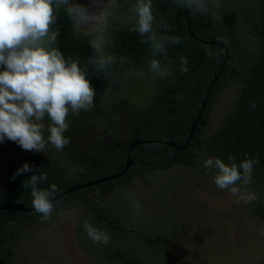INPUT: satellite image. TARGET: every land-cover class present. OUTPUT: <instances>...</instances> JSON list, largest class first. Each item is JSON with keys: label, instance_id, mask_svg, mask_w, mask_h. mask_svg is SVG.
<instances>
[{"label": "rangeland", "instance_id": "374dc122", "mask_svg": "<svg viewBox=\"0 0 264 264\" xmlns=\"http://www.w3.org/2000/svg\"><path fill=\"white\" fill-rule=\"evenodd\" d=\"M221 5L213 6L212 20L218 22V29L227 39L233 38L241 52L234 58L233 71L212 102L203 136L219 124L230 106L236 75L249 63L254 47L250 23L244 21L243 0H228ZM161 83L150 71L129 68L116 92L96 93L90 110L68 117L65 135L71 142L67 147L56 151L49 144L45 152L34 153L63 170L77 167L89 157L101 156L109 141L98 144L92 138L90 124L96 116L106 114L107 109L124 117L125 127L112 136L120 134L122 141H126L129 134L139 130L143 119L157 122L149 102ZM12 154L11 146L0 143V184L5 181L3 174ZM208 158L200 151L191 167L174 165L145 171L102 194L89 188L56 205L48 220L39 215L37 222L24 225L10 221L9 234L0 235L9 243L8 264H120L109 257L115 249L128 253L135 264H264V222L246 214L227 213L231 205L245 209L256 200H264V195L238 182L243 194L255 192L257 199L236 202L237 196L214 184L216 171L204 167ZM134 202L140 206L139 213ZM94 209L122 230L97 220ZM86 222L104 231L109 242L94 243L85 231Z\"/></svg>", "mask_w": 264, "mask_h": 264}, {"label": "trees", "instance_id": "16d2710c", "mask_svg": "<svg viewBox=\"0 0 264 264\" xmlns=\"http://www.w3.org/2000/svg\"><path fill=\"white\" fill-rule=\"evenodd\" d=\"M78 2L82 3V0ZM134 2L135 0H118L119 8L116 9V15L110 24L109 31L113 43L109 50L117 57L113 74L99 77L89 69L88 79L95 93H113L120 88L129 68L136 67L142 72H147L150 58L161 60L163 64H171L174 69L172 74L167 79H161V86L149 102L151 111L157 116V122L143 119L139 130L129 134L123 142L120 134L112 135L125 127V118L106 109V114L96 116L90 124L93 130L91 136L96 143L109 141L102 155L89 157L84 162H79V166L65 170L57 163L43 159L34 152L28 153L17 143L5 139L3 142L11 146L13 154L3 174L5 181L0 184V207L21 204L22 208L28 211L0 210V235L9 234L10 221L24 225L39 220L40 214L34 211L31 203V186H25V182L34 173H25L13 178L16 169L24 163H28L35 171L45 170L48 180L39 186L48 188L50 184H55L59 193L73 185L117 175L113 180L61 196L58 198V205L69 201L76 194L87 192L89 188L96 189L100 194L105 193L116 185L128 182L133 176H141L145 171L166 169L174 165L191 167L200 151L210 157L220 158L225 163L229 162V157H233L238 163L247 154L248 158L258 161L247 186L251 191L256 190L264 195V0H243L246 4L243 9L244 21L250 23V38L254 47L249 63L236 75L234 99L219 124L206 136L202 135V128L207 123L212 102L233 71L231 64L236 55L240 54V48H236V44L232 42L233 38L227 39L218 29V22L212 20L215 4L211 0L208 12L202 15H192L183 8L175 7L172 0H152L153 11L158 14L157 20L161 24L158 31L179 37L181 43H169L166 58L159 54L151 57L149 46L142 44L141 37L130 30L128 9ZM226 2L228 0H220V3ZM56 27L59 28L57 47L66 57L79 56L85 61L92 54L87 41L73 35L71 21L63 9L59 12ZM209 53L213 55L209 56ZM121 57L126 58L123 66L120 64ZM181 57L188 60L186 73L180 71ZM222 63V70L217 76ZM2 70L3 66H0V71ZM214 76L216 79L186 148L177 149L176 147L184 143L206 88ZM109 127L111 131L108 130ZM140 141L142 143H137ZM156 141L171 142L175 147ZM130 146L131 164L125 174L119 175ZM94 212L97 220H104L112 228L122 230L97 209H94ZM227 213L229 216L246 214L249 218L264 222V200H256L245 209L231 205ZM8 251V241L0 237V264H8L10 261ZM109 257L120 264L136 263L132 256L125 254L121 249H115Z\"/></svg>", "mask_w": 264, "mask_h": 264}, {"label": "clouds", "instance_id": "9594fccd", "mask_svg": "<svg viewBox=\"0 0 264 264\" xmlns=\"http://www.w3.org/2000/svg\"><path fill=\"white\" fill-rule=\"evenodd\" d=\"M221 7L220 0H211ZM175 7L192 15L208 12L209 0H172ZM119 8L118 0H0V143L13 141L21 149L45 152L50 144L61 151L70 144L65 135L69 129L68 117L90 110L94 106L95 89L88 79L89 69L97 76L113 74L117 57L109 50L113 37L110 24ZM63 9L72 24V33L84 38L92 54L82 61L79 56L66 57L57 47L59 28L56 27ZM130 30L141 37V43L149 46L150 56L167 57L169 43L180 44L177 36L158 31L161 24L153 11L152 0H135L129 6ZM167 27V25H163ZM209 53V56H212ZM126 58H120L123 66ZM149 71L158 79H167L173 72L171 64L150 58ZM188 60L180 59V71H188ZM257 160L245 158L238 163L233 157L225 163L210 157L204 167L215 170L214 184L228 190L241 200L252 202L255 192L243 194L238 182L247 186ZM34 173L25 182L31 186L32 207L43 220L51 218L58 203L59 189L55 184L48 188L39 185L48 180L45 170L35 171L28 163L16 169L13 178ZM139 213V204L134 202ZM85 231L94 243L107 244L109 236L102 230L85 223Z\"/></svg>", "mask_w": 264, "mask_h": 264}, {"label": "water", "instance_id": "95a60500", "mask_svg": "<svg viewBox=\"0 0 264 264\" xmlns=\"http://www.w3.org/2000/svg\"><path fill=\"white\" fill-rule=\"evenodd\" d=\"M186 28H187L188 33L190 34L189 26L187 25ZM208 43L210 44V42H208ZM218 46H221V45L218 44ZM225 57H226V53H225ZM223 63H224V60H223ZM223 63H222L221 67L219 68V70H218V72L216 74L217 76L220 74V72L222 70ZM215 79H216V76H214L212 78V80L210 81V83L208 84V86L206 88V91H205V94H204V97H203V99H202V101L200 103L198 112H197V114L195 116V119L193 120V122L190 125V129H189L188 135H187L186 139L184 140V143L181 146L176 147L177 149H184V148H186V146H187V144H188V142H189V140H190V138H191V136L193 134L195 124L197 123V121L199 119V115H200L201 111L204 108V105H205V102L207 100V97H208V93L210 91V88H211V86H212V84H213V82H214ZM156 142L157 143H160V144L163 143V144H165L167 146L175 147V145L173 143H171V142H160V141H156ZM137 143H142V141L137 142ZM132 146H130L129 149H128V151H127L126 158H125V163H124V166H123V168H122V170H121V172H120L119 175L125 174L126 171L129 168L130 164H131V161L129 159V153H130V149H131ZM116 177H117V175H111L109 177L101 178V179H98V180H93V181H90V182H85V183L80 184V185H73V186H71L69 188H66L65 190L61 191L60 193H58V197L57 198H60L61 196L65 195L67 193L76 191L78 189L87 188L89 186H95L98 183H103V182H107V181L113 180ZM6 209H11V210H15V211H28V210L23 209L21 204L4 205V206L0 207V210H6Z\"/></svg>", "mask_w": 264, "mask_h": 264}]
</instances>
